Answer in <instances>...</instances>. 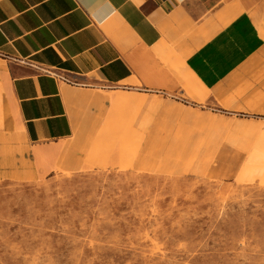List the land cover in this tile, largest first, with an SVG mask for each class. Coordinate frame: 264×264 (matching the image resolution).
Masks as SVG:
<instances>
[{
    "label": "rangeland",
    "instance_id": "374dc122",
    "mask_svg": "<svg viewBox=\"0 0 264 264\" xmlns=\"http://www.w3.org/2000/svg\"><path fill=\"white\" fill-rule=\"evenodd\" d=\"M259 1L240 8L262 24ZM5 68L0 58V264H264L263 118L246 150L228 138L247 113L200 101L209 93L190 77L165 108L113 107L99 86L106 102L87 103L39 172L22 156ZM247 74L264 89V72Z\"/></svg>",
    "mask_w": 264,
    "mask_h": 264
},
{
    "label": "crops",
    "instance_id": "0c3cea01",
    "mask_svg": "<svg viewBox=\"0 0 264 264\" xmlns=\"http://www.w3.org/2000/svg\"><path fill=\"white\" fill-rule=\"evenodd\" d=\"M245 3L256 0H0L1 74L30 146L23 158L45 171L87 103L106 102L99 86L163 108L161 97L181 99L190 77L223 113L264 119L254 99L264 89L242 78L264 72V0L262 24Z\"/></svg>",
    "mask_w": 264,
    "mask_h": 264
},
{
    "label": "bare ground",
    "instance_id": "6f19581e",
    "mask_svg": "<svg viewBox=\"0 0 264 264\" xmlns=\"http://www.w3.org/2000/svg\"><path fill=\"white\" fill-rule=\"evenodd\" d=\"M206 95L205 93H201L198 95L197 99L200 101L205 100ZM111 99V103L113 107H118L120 105H130L135 102H144V104H148L150 106H159L157 102H153L150 100H139L135 99L134 96H127V95H118L114 96ZM165 108V106H163ZM179 112H183L179 110ZM263 122L262 121H248V120H237L230 132L229 140L232 144L244 148L246 150L249 149L255 134L261 128Z\"/></svg>",
    "mask_w": 264,
    "mask_h": 264
}]
</instances>
